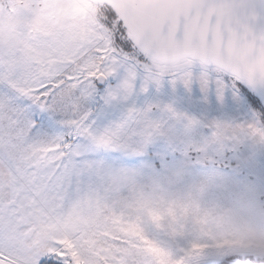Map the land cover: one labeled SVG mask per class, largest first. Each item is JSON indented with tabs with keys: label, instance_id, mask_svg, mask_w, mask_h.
<instances>
[{
	"label": "snow or ice",
	"instance_id": "obj_1",
	"mask_svg": "<svg viewBox=\"0 0 264 264\" xmlns=\"http://www.w3.org/2000/svg\"><path fill=\"white\" fill-rule=\"evenodd\" d=\"M0 264H264V0H0Z\"/></svg>",
	"mask_w": 264,
	"mask_h": 264
}]
</instances>
